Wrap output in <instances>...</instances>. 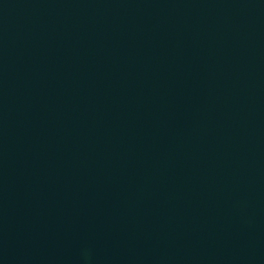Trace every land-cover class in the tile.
<instances>
[{"label":"water","instance_id":"obj_1","mask_svg":"<svg viewBox=\"0 0 264 264\" xmlns=\"http://www.w3.org/2000/svg\"><path fill=\"white\" fill-rule=\"evenodd\" d=\"M0 264H264V0H0Z\"/></svg>","mask_w":264,"mask_h":264}]
</instances>
